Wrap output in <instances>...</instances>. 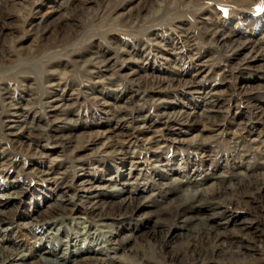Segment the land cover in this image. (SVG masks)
Instances as JSON below:
<instances>
[{"label": "rangeland", "instance_id": "obj_1", "mask_svg": "<svg viewBox=\"0 0 264 264\" xmlns=\"http://www.w3.org/2000/svg\"><path fill=\"white\" fill-rule=\"evenodd\" d=\"M139 11L143 14L137 15ZM0 15V59H11L0 61V86L8 84L11 92H0V193L12 191L3 188L14 183L30 184L23 200L0 206L6 212L17 210L13 222L0 224V243L20 245L19 256L29 257L31 264H38L56 243L57 247L75 239L81 240L80 247L114 246L108 260L118 253L136 261L135 253L120 249L119 243L127 241L135 250L156 257L154 245L167 226L158 223L152 207L126 219L78 220L72 215L63 223L32 226V217L42 219L56 208L55 198L67 186L58 183H65L66 176L74 178V187L67 190L71 198L119 193L121 199L167 201L162 205L176 193L190 200L215 191L247 192L252 179H264V125L254 119L264 110V58L242 62L234 51L229 54L223 44L215 45L204 36L206 30L220 27L264 46V0H0ZM71 29L74 35L68 41L64 37ZM72 49L79 51L77 58L67 56ZM94 52L101 58L90 62L92 71L87 72V64L75 60ZM47 65L50 76L62 84L45 93ZM161 79L159 87L156 81ZM23 82L34 87H24ZM40 93L48 102L45 107L33 103ZM10 97L21 99V104L9 109ZM206 113L219 118L217 128L204 126L205 118L198 121ZM177 115L194 118L175 127L164 124L167 116ZM141 119H147L146 125L141 126ZM95 123L116 132L112 139L125 140L123 153L97 154L83 147L72 163L66 155L53 154L59 148L53 141L23 135L30 128L36 134V129L77 125L72 132L76 136L95 130L87 127ZM131 133L134 139L152 138V143L134 146L126 136ZM197 134L206 139L205 145L166 142L171 136L187 139ZM73 140L74 145L82 142L78 137ZM41 148L47 156L28 152ZM38 167L54 168L59 174L40 178ZM255 195L253 203L226 208L219 201L214 210H206L213 234L222 237L226 248L231 241L246 239L259 250L246 255L242 250L236 256L250 263L264 258V187ZM179 225L185 223L172 225L178 236L166 237L167 255L203 223L189 221L191 229Z\"/></svg>", "mask_w": 264, "mask_h": 264}, {"label": "bare ground", "instance_id": "obj_2", "mask_svg": "<svg viewBox=\"0 0 264 264\" xmlns=\"http://www.w3.org/2000/svg\"><path fill=\"white\" fill-rule=\"evenodd\" d=\"M144 9L145 8L141 10ZM147 11H150V9H147L146 13H148ZM141 13L142 11H139L137 15H140ZM2 20L3 17L0 15V21ZM73 35H74V31L71 29V31L68 34H66L67 37L65 36L64 38L68 40L73 38L72 37ZM204 36L208 38L211 42H213L215 45L219 43L223 44L227 48V52H229V54H231L234 51L235 54L234 56H236L237 54L238 60H242V62H246L248 59L254 58V56L255 57L258 56L259 58H264V46L262 45L261 42L252 40V38L243 39L240 37L239 34L231 31H227L220 27H213L211 29L206 30L204 32ZM243 50H246L247 54L242 55ZM77 54H79V51L76 49H72L68 51L67 56L77 58L75 57ZM3 57L4 56H2V59H0L1 62L3 61L2 63L11 60L10 58H6V57H4L3 59ZM100 58H101V54H99V52H94V56L90 58L76 59V60L74 59V60L82 63H86L87 64L86 71L91 72L92 70H88V65L90 64V62L92 63L93 60ZM101 61L102 60H99V62ZM239 64L242 63L240 62ZM48 66L49 65L45 67L43 73V80L45 84L44 90H46L45 93L48 92L49 87L53 88L55 86H60V84H62L57 80L54 81L55 77L53 78V76H50L51 70L48 68ZM5 71L6 69L3 72L5 73ZM41 71H43V69ZM26 73L27 72H25L24 74ZM11 74L10 76L14 75V73L13 75ZM19 74L22 75L20 72ZM26 77L25 79L24 77L22 78L24 82L25 80H27ZM65 77H67V75ZM8 78L10 79L9 76ZM46 82L49 84H47ZM156 83L160 87L163 81L161 79L159 81H156ZM70 85H72V83H70ZM24 87H28L29 89H32L34 85L24 83ZM9 90L10 89L8 84L6 83L1 84L0 92L3 95L4 94L11 95V92ZM244 93L247 94L248 92L245 91ZM231 94L228 95L230 96ZM43 97L44 95L40 93L38 98H36V101H34L33 103L36 104L38 102L42 104L44 107L47 106L48 102L45 101ZM11 98L12 101L11 102L8 101L9 104L7 105L9 109L11 107H16V105L18 104H21V99H15L14 97H10V99ZM193 118L194 117L190 115L167 116V118L164 119V124L175 127L178 124H183L186 123L187 121H191ZM254 119H256L257 122L263 123L264 125V110H260L259 113L255 115ZM198 121H204V126H207V128H217V126L220 125L218 124L219 118H217V116L209 115L207 113L202 115L200 120ZM146 122L147 119H141L140 121L141 126L146 125ZM87 127L89 128L92 127L96 129L89 132H83V134L80 135L73 136L72 132L74 131V129L79 128V126L77 125H71L67 127L65 126L52 127L44 131L40 129H36L38 131V133L36 134L34 132L35 129L30 128L24 131L23 135L26 136L36 135L39 137V139L46 140L47 142L53 141L59 147L57 149V153L56 150H54L53 154H57L56 157L58 158L66 155L71 160L72 163H74L76 160L79 159L77 151L83 147L92 148L96 151L95 153L97 154L123 153L122 152L123 141L125 140L120 141V140L112 139L114 136H116L115 135L116 132H114L109 126H106V124H102V123L99 124L95 123ZM137 127H140V125H138ZM126 136L129 137V140L132 141V143H135L134 146L137 145L139 146L143 144L146 145V143L148 144L152 143L151 142L152 138L134 139L135 138L133 137L134 133L127 134ZM74 137L81 138L82 142H80L79 145H74V140H73ZM209 138H212V136H210ZM216 138L217 137L215 136V139ZM166 140H169L166 142L172 145L186 142L192 146L205 145V141H206V139H204L200 134H197L187 139H178L177 137L174 138L171 136ZM28 152L32 153V155L33 154L39 156L48 155V153H46L43 148L39 150L36 149L33 152L32 151H28ZM35 171H37L36 173L37 176L41 175L40 178L44 176L47 179L54 178L53 177L54 175L59 174V171L55 170L54 168L42 169L41 167H38L36 168ZM248 177H252V175L248 174ZM63 179L65 180V183L62 184L58 183V186L62 187V185L65 184L67 186L62 187L65 188L64 191L56 196L57 198L55 199H57L58 202L56 208L46 212L50 214V216L48 214H45L42 217V219H38V216L32 217L31 218L33 220V222H31L32 226L38 225L41 228H43L45 225L48 224L53 225L57 221L63 223L66 218L71 217L72 215L73 216L76 215L73 218L75 219L78 218V220L79 218L82 220H86V216H88L90 219H94L97 221H107L117 218L126 219L141 213L146 207L149 208L152 207L155 208L154 210L157 214V219L159 221L158 223H162L163 224L162 226L165 225L167 226V228L161 230V231L164 230L162 232L163 236H161V239H159V241L156 242V244L154 243L155 244L154 250L156 254L155 259L158 260L159 264H264V258L262 259L258 258L256 262H252V263L236 258V256L239 257L242 254V250H246L245 254L243 255H246L247 252L253 250H256L257 252L259 250L253 247L246 239L231 241L230 243L231 246L229 248L228 247L226 248L223 243L224 240H222V237L218 238V236H215L213 234V229L215 227L213 225L211 226L210 224H208L207 219H209L208 217L210 216L208 215L209 211L206 212L207 209L211 210L219 206L218 203L219 201L224 202L226 208L229 205L240 206L243 204L253 203L252 198L256 199L255 194H257V192L260 191L262 187H264V179H259V180L252 179V181H250L252 182V184L247 185L251 189L250 191L246 190L247 192H244L238 189H234L233 191L235 192L233 193L234 194L236 193V195H238L237 197L236 196L234 197L232 192L230 194V192L228 191L226 192L215 191L208 194L201 193L197 197L194 195L190 198V200H182L181 198H179V196L177 197V193H176L173 195L174 198L168 201L169 203L166 205L164 204L162 205V203H166L167 201L166 202L164 201L156 202V201H148V200L142 201V200H136L131 197L121 199L119 193L104 194L103 192L100 193L95 192L93 194H90L86 198H84V196H80L81 198L77 197V199L75 197L71 198V196H68L69 194L67 193L68 192L67 190L74 187V183H73L74 178L71 176H66ZM29 185H30L29 183L27 184L14 183L6 188H3V190L11 189L12 191H6L8 193H0V206L2 205L4 208H6V206H9L10 203L16 201L15 199H19L20 201L23 200L22 195L29 190L30 187ZM117 191H121V189H117ZM105 195L106 196L109 195L107 196L108 199L104 197ZM221 196L225 197V199L221 198ZM249 196L250 198H248ZM113 197H119L121 200H117L116 198ZM5 210L6 209L3 210L0 208V211L3 213L2 216L0 217V224H3L5 222L6 223L13 222L16 217L15 214L17 210H8V212H6ZM201 212H204L205 217L201 216L200 214ZM221 212L223 211H220L218 213L221 214ZM181 220L183 221V223H185V225L183 226L179 225L178 228H182L184 226L185 228H188V225L186 224L189 221L192 222L195 220H200V222H202L203 225L201 227L192 228V230L187 236V239L184 241L181 247L173 254L167 255L165 253V248L168 240L166 239V237L167 235H169L170 237L172 236V234L173 236H178L179 233H177L178 231L176 227L172 228V225L175 221H181ZM188 229H191V227H189ZM112 240L113 239H111V241ZM65 241L66 242L63 243L61 242V244L58 245L57 247H56L57 244L56 243L49 251L46 252L48 255L42 256L41 260H39L37 263L38 264H158L157 262H155V259L150 258L145 251L141 249L135 250L132 247L133 244H129V241L122 242L121 244L119 243L120 249H122L124 252L132 251L133 254L135 253L134 257L137 259L136 261L125 260L122 257L117 256L118 253L115 254L116 258L113 256L111 257L112 260H108V256H110V251L115 252L116 251L115 249H117L114 246H106L101 244L93 245L87 243V245H83V247H80L78 245H80L79 243L81 240L75 239V240H65ZM111 243H113V241ZM20 247L21 246L18 244L5 246L2 243H0V264H31L30 262H28L29 257H26L25 255L19 256Z\"/></svg>", "mask_w": 264, "mask_h": 264}]
</instances>
